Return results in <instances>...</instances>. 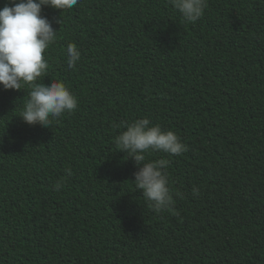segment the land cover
<instances>
[{"label": "trees", "instance_id": "16d2710c", "mask_svg": "<svg viewBox=\"0 0 264 264\" xmlns=\"http://www.w3.org/2000/svg\"><path fill=\"white\" fill-rule=\"evenodd\" d=\"M41 15L57 33L36 82L62 81L78 106L29 126L28 86L0 87V264H264V0H207L194 23L169 0ZM144 117L187 146L147 156L169 161L159 214L114 143Z\"/></svg>", "mask_w": 264, "mask_h": 264}, {"label": "clouds", "instance_id": "9594fccd", "mask_svg": "<svg viewBox=\"0 0 264 264\" xmlns=\"http://www.w3.org/2000/svg\"><path fill=\"white\" fill-rule=\"evenodd\" d=\"M78 3L79 0H7L0 8V87L19 91L23 85L28 86V99L18 117L29 126L49 128L61 115L77 109V97L62 81L47 84L36 81L50 67L43 54L55 42L57 33L47 17L41 15L42 8L70 10ZM169 3L188 23L197 21L207 7V0H169ZM80 58L77 46L69 43L67 66L74 69ZM115 127L125 129L115 136L114 143L137 166L133 182L148 207L158 214L172 208L175 201L165 171L169 161H147V156L161 151L178 156L187 151V146L172 130L152 125L147 117ZM66 172L72 175L70 168ZM61 187L57 182L53 190ZM193 192L198 194V189L193 188Z\"/></svg>", "mask_w": 264, "mask_h": 264}]
</instances>
